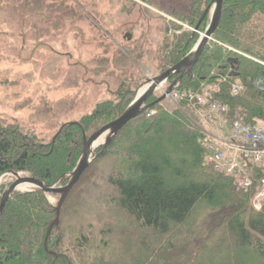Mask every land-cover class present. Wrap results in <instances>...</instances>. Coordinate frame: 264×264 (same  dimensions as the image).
<instances>
[{"label": "trees", "instance_id": "trees-1", "mask_svg": "<svg viewBox=\"0 0 264 264\" xmlns=\"http://www.w3.org/2000/svg\"><path fill=\"white\" fill-rule=\"evenodd\" d=\"M210 1L189 0L187 12L172 9L171 17L195 28ZM0 13L20 35L25 37L28 29L26 37L37 43L73 23L75 16L45 0H0ZM206 26L207 19L198 31ZM196 39L184 33L164 41V72L185 57ZM212 39L179 90L214 85L218 92L212 100L228 108L230 119L264 126V0H223ZM234 80L243 85L237 96L230 95ZM119 96L98 103L74 125L62 124L47 144L0 119V177L26 173L48 187L65 185L81 153L82 135L89 137L115 120L133 98L126 88ZM156 100L151 96L148 111L96 150L61 208L60 219L84 185L90 192L86 199L106 188L95 200L106 206L100 220L53 228L45 248L53 205L41 191L15 192L0 216V264H264V212L251 209L252 191L236 190L232 179L206 164L201 127L191 114L166 110ZM5 187L0 185V195Z\"/></svg>", "mask_w": 264, "mask_h": 264}, {"label": "rangeland", "instance_id": "rangeland-1", "mask_svg": "<svg viewBox=\"0 0 264 264\" xmlns=\"http://www.w3.org/2000/svg\"><path fill=\"white\" fill-rule=\"evenodd\" d=\"M54 1L45 0V4L71 9L74 21L38 43L26 37L28 29L23 30L25 37L20 35L15 23L8 24L7 15L0 13V119L33 132L46 144L59 135L56 136L62 124L78 121L102 101L115 100L123 89L132 92L133 97L145 80L164 72L161 55L165 40L194 30L186 21L171 17L172 9L187 12L189 0ZM32 22L36 21L31 25ZM203 32L197 31L196 42ZM211 42L212 38L208 44ZM169 84L158 89L155 96L159 97ZM209 86L216 88L202 84L198 91H190L200 93ZM181 90L178 91H189ZM182 103L185 106L165 100L162 108H181L190 114V106ZM193 120L206 132L213 130L211 124ZM12 180L6 178L0 185L7 187ZM106 191L102 188L86 199L90 192L84 185L79 196L70 200L73 207L65 211L59 225L66 229L80 220H100L106 206L95 200ZM47 198L52 205L58 199Z\"/></svg>", "mask_w": 264, "mask_h": 264}, {"label": "built area", "instance_id": "built-area-1", "mask_svg": "<svg viewBox=\"0 0 264 264\" xmlns=\"http://www.w3.org/2000/svg\"><path fill=\"white\" fill-rule=\"evenodd\" d=\"M243 85L234 80L230 94L239 95ZM218 87H205L198 92L178 90L166 100L185 101L191 108L193 119L213 126L211 132L201 127L202 144L207 152L206 164L216 173L232 179L236 190L252 191L249 200L256 213L264 212V126L248 125L242 119L227 118L228 108L215 103L212 98ZM153 112H150L152 115ZM199 117V118H198Z\"/></svg>", "mask_w": 264, "mask_h": 264}, {"label": "water", "instance_id": "water-1", "mask_svg": "<svg viewBox=\"0 0 264 264\" xmlns=\"http://www.w3.org/2000/svg\"><path fill=\"white\" fill-rule=\"evenodd\" d=\"M223 0H211L210 3L204 9L198 23L196 24L191 37L197 33L200 24L207 18L208 26L204 30L203 34L197 40L192 49L182 58L176 65L166 70L162 74L142 83L135 91L134 96L123 112L113 121L102 126L97 131L93 132L89 137L85 134L82 135V150L78 157L75 168L66 175L67 183L65 186L56 187L46 186L42 181L30 176L26 173L8 172L0 177V183L6 178L12 177L13 180L8 183V186L4 189L0 195V216L2 215L5 206L7 205L11 195L15 192H21L19 188L23 186L29 187L26 192L41 191L45 196H58V199L53 205L55 212V218L49 225L46 237L44 240V247L46 248L47 239L53 228H58L60 221L61 208L67 199L69 193L74 186L79 182L82 175L89 168L95 156L93 154L96 149L105 148L117 133L131 120L135 119L148 109L152 107V104L146 105L147 100L164 84L170 81L173 77L176 78L170 83L163 94L155 101L154 104H159L165 100L166 96L172 93L177 85L181 82L184 75H190L192 69L198 62L202 52L211 40L215 30L218 27L221 12H222ZM130 39V37H128ZM230 62L234 63L235 59H230ZM75 123H69L67 125H74ZM62 128L59 129L56 136L59 134ZM55 138V137H54ZM54 138L52 142L54 141ZM50 253L49 251H47ZM56 257H58L56 255Z\"/></svg>", "mask_w": 264, "mask_h": 264}, {"label": "bare ground", "instance_id": "bare-ground-1", "mask_svg": "<svg viewBox=\"0 0 264 264\" xmlns=\"http://www.w3.org/2000/svg\"><path fill=\"white\" fill-rule=\"evenodd\" d=\"M28 188H29V187H27V186H23V187L19 188V190H20L21 192H24V191L28 190Z\"/></svg>", "mask_w": 264, "mask_h": 264}, {"label": "flooded vegetation", "instance_id": "flooded-vegetation-1", "mask_svg": "<svg viewBox=\"0 0 264 264\" xmlns=\"http://www.w3.org/2000/svg\"><path fill=\"white\" fill-rule=\"evenodd\" d=\"M144 1V0H143ZM143 16V15H142Z\"/></svg>", "mask_w": 264, "mask_h": 264}]
</instances>
